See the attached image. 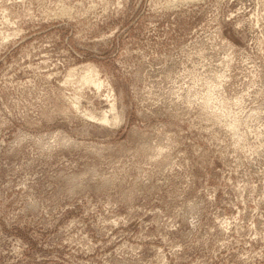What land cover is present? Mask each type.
<instances>
[{
    "label": "rangeland",
    "instance_id": "rangeland-1",
    "mask_svg": "<svg viewBox=\"0 0 264 264\" xmlns=\"http://www.w3.org/2000/svg\"><path fill=\"white\" fill-rule=\"evenodd\" d=\"M0 264H264V0H0Z\"/></svg>",
    "mask_w": 264,
    "mask_h": 264
},
{
    "label": "bare ground",
    "instance_id": "bare-ground-1",
    "mask_svg": "<svg viewBox=\"0 0 264 264\" xmlns=\"http://www.w3.org/2000/svg\"><path fill=\"white\" fill-rule=\"evenodd\" d=\"M90 69V68H89ZM87 80V79H86Z\"/></svg>",
    "mask_w": 264,
    "mask_h": 264
}]
</instances>
